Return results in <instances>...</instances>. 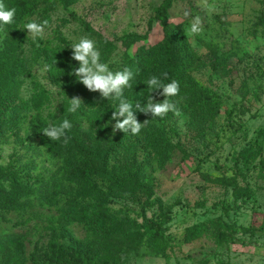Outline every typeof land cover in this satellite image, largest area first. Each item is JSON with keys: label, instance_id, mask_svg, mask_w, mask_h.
<instances>
[{"label": "rangeland", "instance_id": "1", "mask_svg": "<svg viewBox=\"0 0 264 264\" xmlns=\"http://www.w3.org/2000/svg\"><path fill=\"white\" fill-rule=\"evenodd\" d=\"M25 1L29 12L5 26L8 37L0 33V192L10 198L0 206V238L18 240L0 264H41L56 236L91 264H264V0ZM197 15L202 32L193 36ZM45 20L42 37L28 36L24 24ZM163 21L197 53L187 80L214 98L215 116L184 97L171 98L176 111L163 119L136 111L138 80L147 87L160 73ZM81 38L94 41L111 71L143 69L124 90L138 122L149 120L139 134H113L117 102L50 77L54 65L65 75L78 68L71 46ZM75 97L81 108L70 113ZM64 119L72 124L67 143L42 134ZM70 164L85 182L70 180ZM95 195L125 231L105 247L93 243L89 224L61 219ZM150 243L163 253L149 251Z\"/></svg>", "mask_w": 264, "mask_h": 264}, {"label": "trees", "instance_id": "2", "mask_svg": "<svg viewBox=\"0 0 264 264\" xmlns=\"http://www.w3.org/2000/svg\"><path fill=\"white\" fill-rule=\"evenodd\" d=\"M6 8H16V15L14 21H18L21 17L29 12V6H27L25 0H3ZM164 30L169 31L165 33L162 40L158 42V47L160 51V73L157 77L163 79V74L167 73V79L164 80L165 83L175 80L179 83V94L176 98L184 97L186 98L187 105L189 108L205 111L209 113L212 117L217 114L218 104L214 101V98L207 92L206 89L202 88L198 84L187 80V72L191 69L198 61L197 53L190 47L189 43L182 35L179 27H169L166 25V21H163ZM169 27V28H168ZM201 42V41H200ZM205 48L209 51H213L214 47L210 43H204ZM148 57L145 55L142 57L141 62H144ZM215 62V61H213ZM219 65L217 62H215ZM211 63V66L216 68V64ZM54 65L48 68V72L52 80L61 81L64 85L70 88H77L84 92L88 91L82 84L76 82L74 76L65 75V73L60 72ZM143 69L138 70L135 75L142 76ZM135 75H133L132 83L135 84ZM137 88L135 89V103H140L143 105L145 99L151 95L152 98L163 97L159 94V90L153 93H149L147 87H144L143 82L138 80ZM135 107V104H134ZM121 136L125 133L121 132ZM155 149L157 151L164 152L166 149V144L163 143L161 138H156L154 141ZM69 178L72 182H85L86 174L84 171H78L71 164L69 166ZM235 173L241 178H245L244 174L239 169L238 165H234ZM7 177V176H6ZM6 177H1L8 179ZM53 180V179H52ZM231 186L236 189L237 184L233 178L227 180ZM237 199V194H236ZM10 204V198L7 194L0 192V206H7ZM63 223L68 222H78L87 223L92 228V241L95 244L105 247L107 242L112 238L120 236L125 233L122 225L115 223V218L113 213L107 209L105 206L104 197L92 196L89 201L82 203L79 206L71 204L69 209L64 211L61 217ZM225 230L231 231L232 227L230 225L223 224ZM70 238L65 230H61L60 238ZM56 239L52 242L49 255L41 262V264H91V260L85 255L82 249L78 245H73V247L64 248L61 244H58ZM17 239L13 237L0 238V255L3 260L7 263L10 260V247H15L17 244ZM229 241L223 239L222 244H228ZM148 250L157 254H161L164 251V247L155 244H148Z\"/></svg>", "mask_w": 264, "mask_h": 264}, {"label": "clouds", "instance_id": "3", "mask_svg": "<svg viewBox=\"0 0 264 264\" xmlns=\"http://www.w3.org/2000/svg\"><path fill=\"white\" fill-rule=\"evenodd\" d=\"M207 4V0H204ZM209 11L214 10L213 6H208ZM16 8H6L3 0H0V33H4L8 37V32L5 31V26L13 23L16 15ZM188 15V13H185ZM48 21L42 23L35 21L24 24V30L27 31L28 36L34 40L42 37L44 29ZM202 32V20L199 15L192 18L188 29L190 35H198ZM73 61L78 62V68H73L68 73L70 76L76 78V82L82 84L89 92H98L100 98L103 100L111 99L117 102L116 110L112 112L111 120L115 121L112 126V132L116 131L123 133H131L132 135L139 134L142 127L148 123L145 120L143 123L138 122L133 112V103L129 102L124 97V90L131 88L130 81L133 78V72L124 68L121 71H111L107 63L100 61V52L96 48L93 40L88 38H81L77 43L71 46ZM167 73L163 74V79L160 77H150L146 81L148 92L151 94L159 90V94L164 97L162 102H153L151 95L147 98V103L141 106L139 103L135 104L136 111L145 115L151 114V119H163L169 112H175V104L171 98L179 94V83L175 80L165 83ZM70 106L68 112L74 113L81 108L82 101L75 97L69 100ZM107 126V125H106ZM72 127L68 119H64L59 125H49L42 134L50 141H58L63 139L67 143V130Z\"/></svg>", "mask_w": 264, "mask_h": 264}]
</instances>
